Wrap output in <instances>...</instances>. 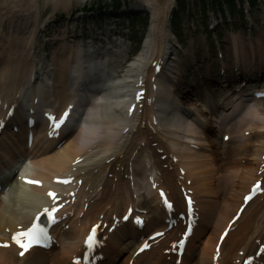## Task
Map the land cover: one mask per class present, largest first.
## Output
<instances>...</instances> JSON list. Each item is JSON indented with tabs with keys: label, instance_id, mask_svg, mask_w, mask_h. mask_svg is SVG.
Here are the masks:
<instances>
[{
	"label": "bare ground",
	"instance_id": "obj_1",
	"mask_svg": "<svg viewBox=\"0 0 264 264\" xmlns=\"http://www.w3.org/2000/svg\"><path fill=\"white\" fill-rule=\"evenodd\" d=\"M39 1L0 0V125L16 98L31 103V83L25 79L30 80L32 73L41 74L40 68L32 63L39 61L41 68L46 65L44 53L37 46V35L53 22L54 16L40 24ZM88 1L45 0L55 10L63 11ZM135 1L137 8L151 12V26L142 53L123 68L121 61L127 56L123 47L117 58L106 63L109 76L98 86L100 96L93 117L84 122L88 127H76L60 146L57 140L36 141L33 149L19 155L16 164L26 160L19 176L0 192V245H8L0 246V264H73L84 253V239L94 226L105 242L100 250L104 256L100 264H177L172 245L182 231L178 216L185 209V192L194 197L200 231L187 247L182 264H241L244 257L264 245L263 189V194L249 204L232 226L219 257L215 250L250 187L256 180L264 179V98L254 100L251 109L236 119L227 120L228 113L221 118L212 116L217 108L226 107L229 112L236 103L235 93H241L240 88L233 93L229 88L225 91V85L219 86L217 80L213 89L201 91L195 78L185 82L187 65L183 61L177 64L169 89L159 81L158 84L173 107L186 101L188 114L202 133H197L190 143L177 137L179 128L155 125L150 107L154 96L150 81L155 77L152 64H163L173 44L170 18L177 0ZM18 33L19 36L15 35ZM58 39H52L51 44ZM250 40L246 44L242 34L230 36L232 72L239 64L247 72L264 63V34ZM73 53L74 50L68 49L64 58L55 57L48 62L56 74L55 84L38 96V104L57 113L75 98L66 77ZM97 56L93 53L84 57L98 62ZM203 56L199 55V62H205ZM209 71L205 75L210 80ZM139 79L145 84L147 95L143 109L135 114L137 119L130 121L126 99ZM63 177H75V181L60 194L61 201L69 202L61 212L65 219L55 231V248L45 252L34 250L20 258L11 241L12 233L26 229L51 205L47 190L53 187L55 179ZM151 179L157 190H150ZM26 180L40 183L27 185ZM161 188L175 202L174 211L164 207L158 193ZM143 194L150 205L147 224L140 233L148 238L165 231V237L135 258L139 245L133 238L127 240L125 233L120 236L127 226L121 218L131 208L135 210L134 216L142 211ZM134 230L137 231V226ZM257 262L264 264V254Z\"/></svg>",
	"mask_w": 264,
	"mask_h": 264
},
{
	"label": "rangeland",
	"instance_id": "obj_2",
	"mask_svg": "<svg viewBox=\"0 0 264 264\" xmlns=\"http://www.w3.org/2000/svg\"><path fill=\"white\" fill-rule=\"evenodd\" d=\"M120 1V0H116ZM115 1V2H116ZM126 1V0H125ZM135 3V0H131ZM132 2V3H133ZM101 3V2H100ZM195 0H187L185 1V7L182 10L180 8L181 12L179 14V20L178 25L176 26V34L177 37L181 39V42L183 43V49L182 52L180 51V63L182 61H185L186 65H188L187 71L185 76L190 77L192 73L196 76H198L196 73L197 69L200 73V75L204 74V70L207 69L208 66L213 67V69H216L218 66H220L221 61L218 60V58L215 56L217 51L222 48L225 55L227 54L226 48L229 46V41H227V31L225 29H220L219 32V42L215 41L213 38H207L208 31H206L207 27L210 29L209 23H211V20H209L208 17H206L204 14H201L200 12V4H196ZM40 6H41V15L42 21L48 20L51 16L50 13L52 11V8L54 7L52 4H47L45 0H40ZM231 13H234V21L231 25V29L226 27V29L229 32L234 31L235 34H240L241 32L244 33V40L246 42H249L246 36V29H241L240 25V18L242 16L241 12H236L235 8H230ZM255 16V19L259 22L260 19H262V12L257 11V9L253 10V18ZM60 21L62 20L61 17H59ZM237 22V23H236ZM151 22L149 17L144 20H133L131 22V26L124 25L125 29L129 28L131 30V34L133 37L131 45H129V50L132 51L136 49L134 52L130 54L131 60H134L136 56L142 53L144 47H145V41L148 36V30L150 28ZM212 27V26H211ZM248 34V33H247ZM258 34H255V37H257ZM174 39V37L172 38ZM203 54L206 62L203 64L202 62L199 63V56ZM207 64V66H206ZM129 65V64H127ZM213 75H216L213 73ZM192 77V76H191ZM185 77V81L187 79ZM25 264H31L30 262H26Z\"/></svg>",
	"mask_w": 264,
	"mask_h": 264
},
{
	"label": "snow or ice",
	"instance_id": "obj_3",
	"mask_svg": "<svg viewBox=\"0 0 264 264\" xmlns=\"http://www.w3.org/2000/svg\"><path fill=\"white\" fill-rule=\"evenodd\" d=\"M57 126H59V125H57ZM26 182L31 183V184H39L40 183V181H35V180H27ZM256 188L259 189V184H257ZM49 195L55 197V193L50 192ZM165 202L167 203V201H165ZM170 206L171 205H169V207ZM54 211H55V209H53L52 211H48L47 209H45V212H47L49 218L52 219L53 222H55V218L53 215ZM125 219H127V217H125ZM137 223H141L139 218H137ZM158 235H159V233H158ZM49 239H50V237L48 236L47 229L40 227L39 225H33L27 231L18 232L16 234H14L12 237V240L24 251H27L34 244H40L43 241H46ZM86 242H87L89 248H91L93 246V244L95 243V229H93L92 233L88 236ZM0 246L7 247L8 245H0ZM147 247H148V245L145 244L144 248H147ZM141 250H143V249H141ZM24 251H22L20 253V255H23ZM77 264H79V262H77Z\"/></svg>",
	"mask_w": 264,
	"mask_h": 264
}]
</instances>
